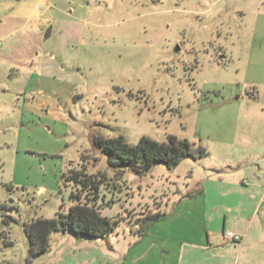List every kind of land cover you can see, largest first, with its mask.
<instances>
[{
    "label": "rangeland",
    "instance_id": "obj_1",
    "mask_svg": "<svg viewBox=\"0 0 264 264\" xmlns=\"http://www.w3.org/2000/svg\"><path fill=\"white\" fill-rule=\"evenodd\" d=\"M256 69L264 0H0V264H234V245L207 240V197L183 196L202 176L215 188L203 168L222 159L238 115L223 104L246 97ZM241 106L240 129L260 130L245 117L264 107ZM145 137L208 155L118 174L96 143ZM81 171L104 182L115 204L102 215L118 226L95 239L54 232L34 255L27 229L69 211Z\"/></svg>",
    "mask_w": 264,
    "mask_h": 264
},
{
    "label": "crops",
    "instance_id": "obj_2",
    "mask_svg": "<svg viewBox=\"0 0 264 264\" xmlns=\"http://www.w3.org/2000/svg\"><path fill=\"white\" fill-rule=\"evenodd\" d=\"M256 70L259 71L258 77L249 82L251 90L246 97L240 95L235 102L225 100L223 104L225 112L238 115L236 121L232 118L227 122L232 129L223 132L226 141L220 142V149H216L215 154L223 155L220 156L222 159L217 165L203 168L204 175L214 174L215 188H209L202 176L197 180L201 190L193 189L183 196V199L199 201L207 197L204 209L208 220L207 240L225 247L234 245L232 249L237 256L234 264H264V109H252L254 112L251 113L256 115L245 117L261 124L260 130H249L244 126L240 129L239 122L242 119L241 101L251 100L255 106L264 107V101L263 104L259 102L264 100V72L263 69ZM221 220L224 226L218 240L211 231L216 232ZM225 231L241 235L242 241H227L223 238Z\"/></svg>",
    "mask_w": 264,
    "mask_h": 264
},
{
    "label": "trees",
    "instance_id": "obj_3",
    "mask_svg": "<svg viewBox=\"0 0 264 264\" xmlns=\"http://www.w3.org/2000/svg\"><path fill=\"white\" fill-rule=\"evenodd\" d=\"M96 143L108 154L109 168L118 174L132 170L144 176L160 164L173 168L185 159L192 158L197 161L208 155L203 148L196 154L187 141L180 142L175 137H170L169 144H159L145 137L135 147L129 146L123 139L99 138ZM69 181L76 187V192L70 195L73 205L69 211L59 213L58 219L38 220L26 231L34 255L44 254L48 250L49 239L54 232L70 231L78 237L95 239L111 234L119 224L118 221L102 215L103 206L110 207L115 204L104 203V198L100 196L104 182H96L93 176L82 171L73 172ZM161 216H153L150 220L158 221ZM143 231L145 230L140 229L139 232Z\"/></svg>",
    "mask_w": 264,
    "mask_h": 264
},
{
    "label": "built area",
    "instance_id": "obj_4",
    "mask_svg": "<svg viewBox=\"0 0 264 264\" xmlns=\"http://www.w3.org/2000/svg\"><path fill=\"white\" fill-rule=\"evenodd\" d=\"M224 238L232 243H240L242 241V236L239 234H234L233 232H225Z\"/></svg>",
    "mask_w": 264,
    "mask_h": 264
},
{
    "label": "water",
    "instance_id": "obj_5",
    "mask_svg": "<svg viewBox=\"0 0 264 264\" xmlns=\"http://www.w3.org/2000/svg\"><path fill=\"white\" fill-rule=\"evenodd\" d=\"M189 197V196H188Z\"/></svg>",
    "mask_w": 264,
    "mask_h": 264
}]
</instances>
